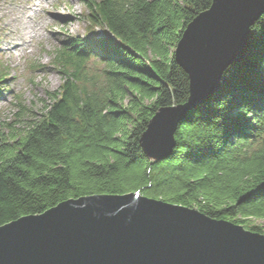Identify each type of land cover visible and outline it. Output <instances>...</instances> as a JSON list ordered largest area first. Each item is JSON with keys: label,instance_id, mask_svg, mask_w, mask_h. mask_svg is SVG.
I'll return each instance as SVG.
<instances>
[{"label": "trees", "instance_id": "trees-1", "mask_svg": "<svg viewBox=\"0 0 264 264\" xmlns=\"http://www.w3.org/2000/svg\"><path fill=\"white\" fill-rule=\"evenodd\" d=\"M84 1L103 35H61L51 52L59 88L39 115L20 96L17 118L0 121V226L68 199L139 191L264 234L254 223L264 220V14L246 57L189 112L173 154L152 163L141 135L160 108L188 100L175 50L213 0ZM8 77L0 59V87Z\"/></svg>", "mask_w": 264, "mask_h": 264}, {"label": "water", "instance_id": "water-1", "mask_svg": "<svg viewBox=\"0 0 264 264\" xmlns=\"http://www.w3.org/2000/svg\"><path fill=\"white\" fill-rule=\"evenodd\" d=\"M264 0H213L177 44L188 100L160 108L140 143L152 163L169 158L189 112L243 60ZM0 264H264V234L139 191L72 198L0 226Z\"/></svg>", "mask_w": 264, "mask_h": 264}, {"label": "rangeland", "instance_id": "rangeland-1", "mask_svg": "<svg viewBox=\"0 0 264 264\" xmlns=\"http://www.w3.org/2000/svg\"><path fill=\"white\" fill-rule=\"evenodd\" d=\"M33 1L36 6L30 10L26 0H0V59L9 71L6 83L0 87L1 122L17 118L20 96L29 114L39 115L49 102L46 92L59 88L62 77L51 64V52L60 37L65 33L103 35L100 28L88 27L84 0ZM32 62L44 66L30 70ZM254 223L264 224V220Z\"/></svg>", "mask_w": 264, "mask_h": 264}, {"label": "bare ground", "instance_id": "bare-ground-1", "mask_svg": "<svg viewBox=\"0 0 264 264\" xmlns=\"http://www.w3.org/2000/svg\"><path fill=\"white\" fill-rule=\"evenodd\" d=\"M26 1L28 2V4L26 5V7L31 4L29 6L30 10H32L36 6V4H34V1L33 0H26Z\"/></svg>", "mask_w": 264, "mask_h": 264}]
</instances>
